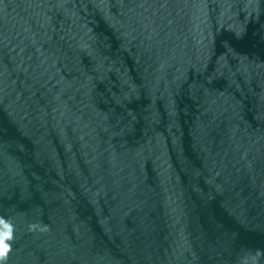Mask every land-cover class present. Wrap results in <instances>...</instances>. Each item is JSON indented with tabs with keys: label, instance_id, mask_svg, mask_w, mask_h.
<instances>
[{
	"label": "water",
	"instance_id": "1",
	"mask_svg": "<svg viewBox=\"0 0 264 264\" xmlns=\"http://www.w3.org/2000/svg\"><path fill=\"white\" fill-rule=\"evenodd\" d=\"M0 217L6 264H264V0H0Z\"/></svg>",
	"mask_w": 264,
	"mask_h": 264
},
{
	"label": "clouds",
	"instance_id": "2",
	"mask_svg": "<svg viewBox=\"0 0 264 264\" xmlns=\"http://www.w3.org/2000/svg\"><path fill=\"white\" fill-rule=\"evenodd\" d=\"M31 227H36L35 225ZM14 239V228L0 217V264H6L9 252L12 250L10 241ZM261 253H258V255Z\"/></svg>",
	"mask_w": 264,
	"mask_h": 264
}]
</instances>
